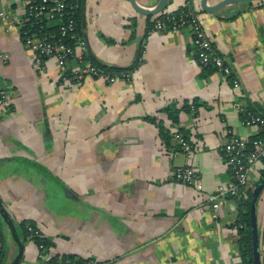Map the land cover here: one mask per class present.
Instances as JSON below:
<instances>
[{"label":"crops","instance_id":"0c3cea01","mask_svg":"<svg viewBox=\"0 0 264 264\" xmlns=\"http://www.w3.org/2000/svg\"><path fill=\"white\" fill-rule=\"evenodd\" d=\"M134 1L150 8L157 0ZM26 2L0 0V10L18 21L10 28L0 22V55L6 54L0 58V92L6 95L0 105V201L22 244L18 264H80L86 258L116 264L241 263L239 203L258 181L262 164L214 218L204 200L229 180L220 153L227 130L253 136L256 129L240 118L245 112L264 116V0L229 4L213 14L201 11L198 0L190 8L186 0H168L163 9L199 13L230 67L228 76L197 63L187 28L148 32L154 15L135 12L128 0H79L77 34L86 61L128 69L130 78H84L76 84L60 78L52 58L34 67L19 37ZM227 11L235 13L225 16ZM74 66L70 60L63 70ZM174 130L188 141V156L172 139ZM185 164L197 171L200 189L174 181L173 168ZM255 220L264 264V187ZM20 222L38 229L40 256ZM0 228V264H8L18 245L1 218Z\"/></svg>","mask_w":264,"mask_h":264},{"label":"built area","instance_id":"2783aa9c","mask_svg":"<svg viewBox=\"0 0 264 264\" xmlns=\"http://www.w3.org/2000/svg\"><path fill=\"white\" fill-rule=\"evenodd\" d=\"M78 0H27L24 6V20L21 22L19 37L23 46L33 54V65L42 68L47 58H52L59 71L60 78L69 84L81 82L84 78L99 79L112 83L118 79L128 81L129 70L105 71L103 68L89 63L84 59L86 52L83 40L77 34L75 11ZM6 21L7 28L18 24L15 16H8L0 10V22ZM187 28L190 32L191 43L195 49L196 61L200 66L214 68L222 76L230 74V67L224 58L216 51L206 35L199 13L187 8H178L171 11L155 14L149 24L148 32L152 30H180ZM6 54L0 55V58ZM74 61L75 66L63 70L68 61ZM232 86H237V80L231 78ZM6 95L0 92V105L4 104ZM234 106L241 110L238 104ZM240 123L246 127H254L256 134L250 137L237 136L227 130V140L220 147L223 162L229 173L226 184L216 185L213 191L205 195L204 202L211 209L212 217L216 216L217 208L226 198L238 196L248 186L249 172L258 163L264 161V116L245 112ZM178 149L187 156L190 153L189 143L178 131L171 133ZM174 181L181 184H190L196 189L201 188L197 171L190 165H179L173 168ZM203 206V205H202ZM201 204L198 209H202ZM236 228L242 226L236 223ZM26 238L39 237L37 228L25 224ZM40 252L44 249L38 243ZM80 264H116L114 259L97 260L86 258ZM242 264V263H235Z\"/></svg>","mask_w":264,"mask_h":264},{"label":"water","instance_id":"95a60500","mask_svg":"<svg viewBox=\"0 0 264 264\" xmlns=\"http://www.w3.org/2000/svg\"><path fill=\"white\" fill-rule=\"evenodd\" d=\"M168 0H157L156 3L151 6L150 8H143L141 6H138L134 0H128L130 6L132 9L143 15H155L160 12H163V9L165 8ZM187 4L191 5L192 0H186ZM256 0H216L212 4H207L208 0H198V6L201 11L206 13H216L223 7L229 4H235V3H241V2H251ZM234 11H227L224 13L225 16H230L234 14ZM264 187V176H262L253 186L251 192H250V200H249V208H248V225L250 230V237H251V262L252 264H260V258H259V250H258V233L256 228V220H255V202L258 197L259 192ZM0 218L10 226L11 232L13 234V239L18 245V251L14 259L8 263V264H18L20 257L22 255V244L19 242L17 237L14 235V228L11 221L10 216L8 215L6 209L3 207L1 201H0Z\"/></svg>","mask_w":264,"mask_h":264},{"label":"trees","instance_id":"16d2710c","mask_svg":"<svg viewBox=\"0 0 264 264\" xmlns=\"http://www.w3.org/2000/svg\"><path fill=\"white\" fill-rule=\"evenodd\" d=\"M79 0L77 1L78 4ZM78 7V6H77ZM186 8V7H185ZM75 20H76V26H78V18H77V8L75 11ZM78 33V30H77ZM87 57L84 55V59ZM95 64V63H94ZM101 68H103L105 71H115V70H128V69H115V68H106L104 66H100L99 64H95ZM165 110H169L168 107L164 108ZM174 113V110L170 111L169 114L172 115ZM259 179L264 176V161L262 162V167L260 169ZM249 200H250V192H247V196L242 199L239 203V205L243 206V209L239 211L238 217L236 220V223H241L242 226L238 228V252L240 255L241 263L242 264H252L251 262V237H250V230L248 225V208H249ZM25 223L20 222L19 227L22 230V234L25 236ZM37 243L40 241V238L35 237L33 238ZM3 237H2V230L0 228V261L4 255V249H3V243H2Z\"/></svg>","mask_w":264,"mask_h":264}]
</instances>
